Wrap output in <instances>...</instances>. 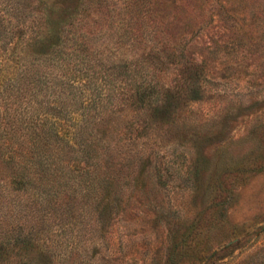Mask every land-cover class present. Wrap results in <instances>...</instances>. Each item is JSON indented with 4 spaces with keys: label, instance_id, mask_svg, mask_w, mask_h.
Here are the masks:
<instances>
[{
    "label": "rangeland",
    "instance_id": "obj_1",
    "mask_svg": "<svg viewBox=\"0 0 264 264\" xmlns=\"http://www.w3.org/2000/svg\"><path fill=\"white\" fill-rule=\"evenodd\" d=\"M115 1L121 0L102 7L43 2L50 15L79 4L81 13L85 7L95 18L97 10L111 8V18L100 23L107 54L118 61L136 52L126 50L134 37L124 33L126 26L136 28V20L119 15L124 8ZM153 2L165 40L201 65L203 99H172L150 116L136 111V119L127 109L121 126L108 128L99 154L118 161L109 174L122 178L101 214L97 195H86L87 174L73 171V184L59 185L69 174L53 145L45 153L49 164L44 157L35 163L43 160L53 170L59 179L54 187L29 169L21 177L15 163L0 165V231L12 238L0 264H264V0ZM6 3L0 0L4 78L14 56ZM177 75L169 70L160 84L176 87ZM9 119L0 112L3 128L9 129ZM20 125L12 123L18 131L13 141L24 144L28 135Z\"/></svg>",
    "mask_w": 264,
    "mask_h": 264
},
{
    "label": "trees",
    "instance_id": "obj_2",
    "mask_svg": "<svg viewBox=\"0 0 264 264\" xmlns=\"http://www.w3.org/2000/svg\"><path fill=\"white\" fill-rule=\"evenodd\" d=\"M43 1L7 0L6 3L7 16L10 15L12 22L7 33L14 34V56L7 78L0 76L5 91L0 90V112L11 118L9 129L0 123V165L5 168L15 163L21 177L29 169L34 172V179L49 180L54 187L59 179L53 170L44 166L43 160L35 163V159L44 157L48 165L51 155L45 153L53 145L58 163L63 162V172L69 174L67 181L60 180L59 185L73 184V171L87 174L86 195H97L95 211L101 214L113 204L112 187L121 177L109 174L118 161L111 164L99 154L108 128L117 127L115 123L121 126L119 118L127 109L136 119V111L139 116L146 113L150 116L151 111L168 106L172 99L183 104L201 101V65L194 58L184 57L183 49L165 40L156 20L157 13L150 9L154 0L115 1L124 8L119 15L136 20V28L126 26L124 31L134 37L126 44V50L136 47V52L118 61L107 54L106 48L110 47L103 39L106 30L100 23L111 18V8L106 13L97 10L95 18L85 14V7L81 13L79 4L75 9L50 15ZM108 1L81 0V6L102 7ZM88 20L92 23H87ZM171 69L178 71V85L173 88L160 84V78ZM144 120L142 117L141 122ZM13 122L25 125L28 142L13 141V135L18 132L17 126L12 127ZM11 145L14 147L8 148ZM13 148L24 151H12ZM0 176L3 177L1 171ZM3 227L0 223L1 230ZM10 243L11 236L0 231V257Z\"/></svg>",
    "mask_w": 264,
    "mask_h": 264
}]
</instances>
